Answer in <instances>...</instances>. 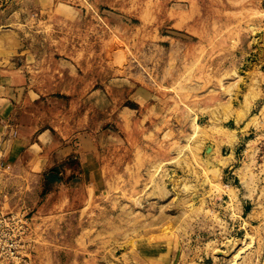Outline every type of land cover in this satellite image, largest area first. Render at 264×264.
I'll return each mask as SVG.
<instances>
[{
    "label": "rangeland",
    "instance_id": "rangeland-1",
    "mask_svg": "<svg viewBox=\"0 0 264 264\" xmlns=\"http://www.w3.org/2000/svg\"><path fill=\"white\" fill-rule=\"evenodd\" d=\"M9 76L77 149L16 194L31 264H264V0H0ZM236 146L247 203L223 182Z\"/></svg>",
    "mask_w": 264,
    "mask_h": 264
},
{
    "label": "crops",
    "instance_id": "crops-1",
    "mask_svg": "<svg viewBox=\"0 0 264 264\" xmlns=\"http://www.w3.org/2000/svg\"><path fill=\"white\" fill-rule=\"evenodd\" d=\"M1 80L3 81H0V167L3 179L0 195L9 191L25 194V196L30 195L31 198V194H34L36 190V183L42 184L43 178L53 184L54 176L43 177L40 175L41 177H39L38 174L43 170L48 173L56 164L55 160L67 159L77 149L68 143L55 146L54 135L50 131L38 127L34 119H31V122L26 121L22 111L19 113L23 107L21 87H14L13 84H10L14 82L13 76ZM20 100L21 103L18 104ZM242 156L243 153H240L237 146L227 156L231 158L229 164L224 166L223 182L228 187L240 186L237 187L239 199L247 203L256 199L257 193L250 192L245 187L241 176L242 168H244L241 161ZM85 165H88L89 169H94V173L100 168L95 162H84L83 166L85 167ZM24 177H30L33 184ZM59 184L61 186L57 184L47 193L46 203L39 209L45 215L60 216V210L63 212L70 204L69 180H63ZM83 185L86 186V182Z\"/></svg>",
    "mask_w": 264,
    "mask_h": 264
},
{
    "label": "built area",
    "instance_id": "built-area-1",
    "mask_svg": "<svg viewBox=\"0 0 264 264\" xmlns=\"http://www.w3.org/2000/svg\"><path fill=\"white\" fill-rule=\"evenodd\" d=\"M0 195V264H31V214L22 197Z\"/></svg>",
    "mask_w": 264,
    "mask_h": 264
},
{
    "label": "bare ground",
    "instance_id": "bare-ground-1",
    "mask_svg": "<svg viewBox=\"0 0 264 264\" xmlns=\"http://www.w3.org/2000/svg\"><path fill=\"white\" fill-rule=\"evenodd\" d=\"M227 186V185H226Z\"/></svg>",
    "mask_w": 264,
    "mask_h": 264
}]
</instances>
